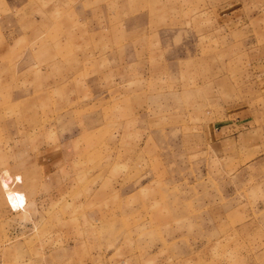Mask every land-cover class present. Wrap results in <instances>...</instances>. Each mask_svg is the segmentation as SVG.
<instances>
[{
  "label": "rangeland",
  "instance_id": "rangeland-1",
  "mask_svg": "<svg viewBox=\"0 0 264 264\" xmlns=\"http://www.w3.org/2000/svg\"><path fill=\"white\" fill-rule=\"evenodd\" d=\"M6 1L5 67L36 70L9 72L0 116L59 162L0 264H264V154L209 137L243 99L264 112V0L229 26L224 0ZM21 180L0 174L24 211Z\"/></svg>",
  "mask_w": 264,
  "mask_h": 264
},
{
  "label": "crops",
  "instance_id": "crops-1",
  "mask_svg": "<svg viewBox=\"0 0 264 264\" xmlns=\"http://www.w3.org/2000/svg\"><path fill=\"white\" fill-rule=\"evenodd\" d=\"M241 5L244 6L242 2L240 3V0H224L222 3L212 4L211 8L214 14L218 16L219 21L223 23L221 25L229 26L234 23H242L245 16H247ZM5 6H9L7 1L0 0V86L2 87H7L10 85L7 82L9 72L16 71L18 73V71L36 70V67L27 66L25 68L22 67L23 65L21 64H19L18 67L13 71L12 69H6L5 67V64L8 61V52L10 50L9 42L4 34V30L9 23L6 11L7 7L5 8ZM247 6H250L251 8H259L263 6V4H261L260 0H258L249 2ZM256 73L258 91L262 96H264V67ZM243 100L244 104L241 106L242 111L240 114L233 115L232 108H230L228 111H224V117H222L223 122L219 121L209 124V137L213 142L221 145V147L222 145L226 146L229 144H235L236 146H240L238 148H241V151L249 150L264 154V112L258 113L256 114V117H254V113L249 101L245 99ZM0 126L3 128L2 134H4L0 140V174L3 169H7L10 174H21L22 180L12 182V186L22 190L26 196L24 211L22 209H11L5 199L3 189L0 187L1 232L4 225H14L17 219L24 221L26 218L24 217V214L26 213V216L30 215L31 213L29 211L34 210V208L31 207L36 202V170H40L38 173L39 182H37V184H41L42 180H50L51 177H53V174L56 172L55 169L58 166L56 162L58 163L59 161L53 160V163L50 165H43L44 158H39L42 155L40 153L36 154V159H30V155L25 154L26 149L30 147H26L24 134L13 133L10 136V122L8 117L0 116ZM235 127L238 128L235 129ZM253 135H255V137ZM56 184L57 181L54 183V185ZM51 189L52 188H50V190ZM6 240L8 239L6 238ZM14 246V244H9V241H6L4 244L2 242V247ZM16 246L22 247L23 245L21 244V241H18Z\"/></svg>",
  "mask_w": 264,
  "mask_h": 264
}]
</instances>
